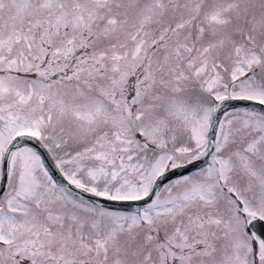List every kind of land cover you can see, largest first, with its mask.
<instances>
[{
    "label": "snow or ice",
    "instance_id": "1",
    "mask_svg": "<svg viewBox=\"0 0 264 264\" xmlns=\"http://www.w3.org/2000/svg\"><path fill=\"white\" fill-rule=\"evenodd\" d=\"M0 264H264V0H0Z\"/></svg>",
    "mask_w": 264,
    "mask_h": 264
}]
</instances>
